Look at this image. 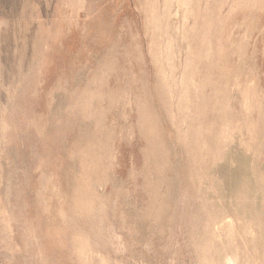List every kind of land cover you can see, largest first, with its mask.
I'll return each mask as SVG.
<instances>
[{
  "label": "rangeland",
  "instance_id": "rangeland-1",
  "mask_svg": "<svg viewBox=\"0 0 264 264\" xmlns=\"http://www.w3.org/2000/svg\"><path fill=\"white\" fill-rule=\"evenodd\" d=\"M0 264H264V0H0Z\"/></svg>",
  "mask_w": 264,
  "mask_h": 264
}]
</instances>
